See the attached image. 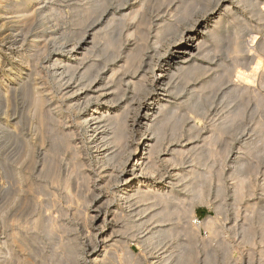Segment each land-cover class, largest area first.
Returning a JSON list of instances; mask_svg holds the SVG:
<instances>
[{
    "label": "bare ground",
    "instance_id": "6f19581e",
    "mask_svg": "<svg viewBox=\"0 0 264 264\" xmlns=\"http://www.w3.org/2000/svg\"><path fill=\"white\" fill-rule=\"evenodd\" d=\"M56 2L61 3V1H56ZM80 2H82V1H80ZM123 2H125V0H88L85 3L82 2L83 4H81V5L76 3L73 5H70V8L75 9L78 6L77 7V8H79L78 15L77 16L71 15L69 17L70 18L69 20H65L64 18H62V16H64V15H62V16L59 15V12H61L58 10L59 8H57V7L55 8V6H49L48 3L45 4V0H0V44H1L0 45V71L3 69L2 70L3 72H0V78L2 77V79H0V106L2 104L4 105V103L6 104V106H5L6 109L5 110L3 109L4 111L3 110H1V111L4 112L3 113L4 116H5V114H8L9 111L7 109L11 106L12 101H15L16 96L18 94L23 95L24 98H27L26 101L28 100V102L30 103L31 110H33L34 116L36 117V118L35 117L34 118L37 119L38 124H39L38 128H40V130H41V131L39 130L41 142L42 143L48 142L50 145L48 147V150L45 149L46 150L45 159H47V161L45 160L46 163L44 162V166H47L50 169V168H54V167L56 168L58 166V161L56 159V156L58 155V153H60L62 151H68L69 150V151H72V153H73L72 158H75L76 153L79 151L78 150L79 148H77L78 147L77 142L73 138V136L76 135L77 133L74 134L73 128H72L73 130L71 128L68 129L67 126H66L67 128L66 127L64 128L62 125V124H64V119H66L65 117L68 116L67 111H66V113L64 111L65 108L63 109V107H64L63 102H65L66 110L78 108V107H80V105H82V106L85 105V109L83 110V112L81 111L82 113H81L79 118L82 121V123L86 124L88 138L90 139L89 143L92 144V146L95 150V151H93V152H95V154L94 153L93 154L95 155V158H96V164H94V166H92V167L94 169V167L96 165V168H97L96 170L100 171V173H101L100 184L105 185V187H106L105 189L109 188L108 186L112 187L111 185L113 183L111 182V180H114V181L118 182V184H119V185L117 184L118 188L116 190L113 189L114 190L113 191L114 196L113 197L109 196L110 197L109 198L106 195L107 201L103 202V200H102L103 203L101 205L99 204L100 202H98L99 206L96 207L95 213L93 215L89 214L92 221L96 222L100 226V230H98V232H94V234H92V237L90 236L91 237V239H90L91 243L89 245H91L92 251L89 253V256H90V260L93 262V264H121L120 260L123 259V261H124V258H126V259L127 258L128 259L133 258L132 260L131 259L129 260L130 261V262H128L129 264L130 263L131 264H144L145 262L142 261L143 260L142 258L132 257L133 253L132 252L130 253L129 252L130 250L128 249L131 246L130 247L128 246V241L124 240L123 235H125V234H126V236L128 234L134 235L135 230L138 231L139 229L142 233L146 232L147 228L150 227L151 224H153V225L155 224L154 225L155 228L153 229V227H152V230L150 228L149 229L150 231H147V233L145 235H143L141 233V235H143V236L140 235L139 242L144 241V242H146V245H148V247L147 246H145V247L149 248V246H150L151 249L152 248H158L159 250H161L164 247V245H166L170 242L172 247L170 245L169 246L171 248H174V249L179 248L177 250L175 249L176 250L175 252H177V251H179V252H177L176 260H175L174 264H188V262H189L188 259L191 258V256H192L193 246L196 245V243H198V241L196 239V234H195L193 229H190L191 228L190 227L189 229L186 230L185 235L183 233V235L185 237L186 236L187 237L185 239L184 238L181 239L178 236V234L176 233V231H174L175 228L173 227L174 228L173 229L171 227L172 225H170L167 222L171 219L172 215L174 214L173 210H176L178 213V207H177L178 205L175 207V203L177 201L179 202L178 199L181 197V200L182 199L185 200V198H183V196L180 195V192L178 190L179 184L183 187V189H186V191H190V192L194 191V190H196L197 186L194 185V183L192 182L193 179L190 180V177L194 176L195 177L194 179L197 180L200 178L201 175L203 177V176L207 175V173H208L205 171L206 174L203 175V174H201L202 172H200L202 170L195 169V165L190 164L192 162H195V160L199 161L202 158L201 155L198 153V147L197 146H193L194 144L192 146H189L190 144H192V142H194V141H191L192 139L190 140L191 136L194 135L195 131L200 130V129H197L198 128L197 124L202 121V120L200 121V119L205 114V107H204L205 105H203L204 102H202L200 92L204 89H208V88H212V87L214 89H216L215 86L217 84H219V82L220 83H221V81H222V83L226 82V81H224L225 79L226 80L228 79V81H232V78H234V76L231 78L232 71H230V72L227 70L225 71L224 68H226V67L223 66V70H221V71H223V73L219 74L220 77L217 78L216 73H215L217 71H215L214 72L215 73V75H214L215 79H212L210 81L205 80L207 82H202L199 85H194V83H193V87H190L191 91L187 95L180 96V94H182L183 91L187 88L186 85L189 83V81L193 80L196 77H200L202 75L203 68L201 66H199L200 63L199 64L197 63V59L201 54L200 50H201V48H203V44L206 45L205 43L207 42L206 41L207 37L211 36V38H212V35H213L215 38V39L213 38L215 40V43H216V41H220L222 38L225 39V43L227 42L226 40H228V42H227L229 45L228 50L232 53H235L237 55L236 56L237 58L242 56L240 58V60H242V61L240 62L239 59L237 60L232 55L236 60L235 59H231V60H235V62L238 61V64L236 66H234L231 63L232 62L231 60H230L231 62L229 61L231 63V65L228 64V65H230L229 67H231V70H232V66H233V68L236 67V70L234 69L235 70L234 81H232L231 85L229 84V87L231 86V89L228 87L230 89V91L232 92V94H230L231 93L230 92L229 95L230 96L232 95L231 96L232 99L236 98V100L237 99L241 100L240 102L238 101L239 107L236 105L238 108L236 109V111L234 110L235 112L233 113L232 118L229 119V122L232 124L231 128H233L234 132L236 130L237 131L239 130L241 132V131H244L245 129L248 128V127L246 128L244 126L248 123H245L246 121L242 122L243 121L242 119L244 117L245 111H247V109H248V107H247V109L245 110V108H246L245 105H246V103L250 104L251 100L254 101L253 106H254L256 113L258 111L264 112V93L261 90L262 88H264V38L262 40H260L261 38H259V33H261V32L256 31L255 28L250 25V22H252L250 20V18L254 17L255 20L256 19L264 20V0H159V5H158L159 7L158 8L160 10L164 11L166 6H168V9L170 11L169 13L172 12L173 15H171V16H172V18L173 17H175V18L172 21L171 20L167 21V20H164L165 18L160 17L161 19H159V21L157 22V25H156L157 28H156L155 38H158L159 36H165L167 38H170V41L173 40L174 43H173V46L171 48L170 47L168 49L165 48L166 50L164 51V53H162L161 51L159 52L158 49L155 48L153 50V52H155L157 50L160 53V56L157 55L158 57L155 60H152V61H154L153 63H151L149 61L152 58V54H153L152 52H150L148 54L142 53V50H143L142 46L140 47L141 49L138 48L139 49L138 51L132 52L130 49H128V51H127V49L123 48L124 45H122L120 43H116L117 40L115 42L114 38H113L114 36H112L108 33L109 30L107 31V29L112 28L113 24H115V23L118 24V25L117 24L116 25L119 26V28L121 25H124V24L126 25V21L128 19H130L132 14L135 12V11H131V13H127V12L125 13L124 11L126 9H128L129 7H126L125 5H127V3H123ZM144 2H145V0H144ZM63 4H66V3H63ZM112 4H115V6H116L113 9L111 8ZM90 5H91V7H90ZM140 5H141V2H140ZM144 5H145V3H144ZM5 6H7V9L6 8L3 9V7H5ZM141 7H142V5H141ZM249 8H251V9L249 10ZM10 9H11V11H10ZM12 9H13V11H12ZM137 10H138V8H137ZM141 11H143V10H141ZM8 13L9 14L11 13V16H9V15L7 16ZM12 13H15L18 15H13ZM143 14H142V16H144ZM247 15H249V17ZM235 18H236L235 23L239 22L240 25L238 24L239 27H237L236 31H234V29H233L234 32L231 35L227 36L226 30L229 27L230 21H232V20L235 21ZM60 22L66 24V25H67V23H69L71 25L67 26V27H62V25H61V27H58ZM135 23H136L135 27L139 30L137 32L142 34L141 26L143 25V23L142 22L137 23V21ZM85 25H87L89 27V29H85V31L81 30L80 28H82ZM233 25H235V24H233ZM5 26H8V29L2 31L3 27H5ZM255 26H256V24H255ZM121 27H123V26H121ZM223 27L225 29V32L224 33L219 32V30L221 28L223 29ZM111 30L113 31V29H111ZM245 30H247V35L249 36V39L245 40L246 38H248V37H246L247 36L246 35V36H244V37H246L244 39L245 42H244V40H242L243 41L242 42V41H240V39L242 38L241 35ZM154 31H155V29H154ZM124 33H126V32H124ZM145 33H143V34H145ZM177 34H179V37L176 38ZM141 36H143V35H141ZM144 36L146 37L147 35H144ZM263 36H261V37H263ZM167 38H166V40H167ZM211 38H209V39H211ZM140 39H141V37H140ZM142 39H144V38H142ZM170 41L168 40L169 43H170ZM139 42H138V44H139ZM207 44H209V43L207 42ZM210 44H211V42H210ZM218 44H220V43L218 42ZM97 45H101V49L99 50L97 48L98 52L94 53ZM220 45H222V43ZM207 46H210V45H207ZM221 47H223V46H221ZM125 48H127V46ZM214 48H215V46H214ZM219 48L215 49L216 53L218 50H220ZM49 49H51L53 51L55 49H57L58 51L55 53L54 52H48ZM207 50H209V49H207ZM207 50L205 49L206 52H207ZM157 51H156V53H157ZM224 51H227V50H224ZM209 52L208 53L204 52L203 55H205V54L208 55ZM227 52H225V53H227ZM210 53L212 54V51ZM214 53H213V55H214ZM93 56H96L97 58L100 56L101 59H97ZM226 57H229V56L227 55ZM42 58H44V61L41 64ZM205 58H207L206 55H205ZM210 59H208V60H210ZM98 60H100V61H98ZM222 60H223V58H222ZM243 60L245 61L244 63H242ZM198 62H201V61H198ZM220 62L222 63L223 61H220ZM202 64H203V62H202ZM222 64H224V63H222ZM40 65H42V66H40ZM154 65L159 67V73H158L159 75L157 74L158 78L157 77L153 78V76L150 73V70L152 69V67ZM212 66H209V67H212ZM219 66H221V65L219 64ZM219 66H217V67H219ZM41 67L43 69H41ZM212 68H214V67H212ZM43 70H45V71H43ZM119 71L121 72V74H119ZM221 71L219 73H221ZM42 73L44 74V76H43L44 79L39 80L37 78V76L41 75ZM128 73H131V75H129L131 82H129L128 84H130L133 87V90L131 88V91H129V92L123 88V86H124L123 81H124V76H125L124 74H128ZM127 78H128V76H127ZM129 78H128V80H130ZM156 80L157 81L159 80L158 83H159L160 89L162 91L161 96L160 97L158 96V98H157V95H156V97L154 95H152V93L150 91L151 84L153 83V81H156ZM259 80H260V82H259ZM196 81H198V80H196ZM222 83H221V85H222ZM224 85H225V83H224ZM121 86H122V88H121ZM225 86L227 87L228 85H225ZM258 86H260L261 89L260 88L258 89ZM211 90L212 89H210L209 91H211ZM227 91H228V89L226 88L225 93L228 94L229 91L228 92ZM145 93L147 95H145ZM225 93L223 92L224 95H225ZM144 95L150 96V97H148V100H143V101L141 100ZM158 95H160V94H158ZM202 95H204V94H202ZM206 96H207V93H206ZM227 96L225 95V97H224L222 95L223 98H226ZM136 99H138V101L140 99V103L138 102L139 104H137V102L135 101ZM81 100L82 101L84 100V101L82 102ZM227 100H230V97ZM188 103H189V106H188L189 110L186 109V112L188 111L189 113L193 114L190 117H191L192 121H194V124L189 125V126L186 124L188 123L187 120L190 117H188L187 113L186 114L184 113V111H183L184 109L181 108V106H183V105L186 106V104H188ZM24 107H22V108H24ZM249 107H252V105ZM180 108L182 109L181 110L182 112L179 110ZM254 109H252V110H254ZM220 110H222V109H220ZM13 112L17 113L16 111H13ZM30 112H32V111H30ZM180 112L184 113V114H180ZM219 112H221V111H219ZM259 113H258V115H259ZM77 114H78V112H77ZM215 115H216V113H215ZM226 116H227L226 118L229 117L228 115H226ZM11 117H9V118H11ZM248 117H249V115H248ZM257 117H259V118L258 119L256 118V121L254 122L255 124L254 125L252 124L253 125L252 127L248 124L251 127L250 133L252 131L255 132V130H261L264 127V117H260V116H257ZM221 120H223V122H224V119H221ZM9 121L10 120L7 118V120L5 119L4 121H2L0 123V132H3V134H5V132H7V130L5 131V129L8 127V125L10 126V124H8ZM67 121L68 120H66V122ZM225 121H226V119H225ZM17 123H19V122L16 121V124ZM215 123H216V120H215ZM221 123L222 122L218 123V126ZM243 123H245V124H243ZM11 124H13V122H11ZM16 124H14L15 127H17ZM72 124L73 123H71V125ZM225 124H226V122H225ZM211 125L209 128L214 129L213 128L214 126L212 127ZM220 126H222V124ZM15 127H12V128H15ZM137 127L142 128L143 132H144L143 134L140 135V137H136V135H135V128H137ZM215 127H217V125ZM228 128H230V127H228ZM212 129H209V130H211L210 134L211 133L213 134ZM215 129H217V128H215ZM222 130H225V129H221V131ZM221 131L218 130V132L215 134L220 135ZM233 131H230V132L232 133ZM184 132H185V134H187V136L185 135L186 136L185 139L182 137L184 135ZM227 132H229V131H227ZM263 132H260V133H263ZM13 133L15 134V130L13 131ZM255 133L253 134L254 136H252V134H251V136L253 138L255 136L259 137V135L257 133H256L257 134L256 135ZM200 134H201V130H200ZM200 134L197 133L196 135H200ZM215 134L211 140L214 141V138L216 136V138H215L217 140L216 142L220 141V140H218V136ZM222 134H223V131H222ZM225 134H226V130H225ZM228 134H230V133H228ZM230 135H232V134H230ZM237 135H239V134H237ZM241 135H243V134H241ZM221 136L219 137V139H221ZM223 136H224V134H223ZM225 136H227V135H225ZM247 136L249 137L250 134ZM251 136H250V138H251ZM181 137L184 139V141H181V139H182ZM202 137H203V135H202ZM261 137L262 136H260V139L255 137V139L261 140ZM210 138L211 137H209L208 139H210ZM223 138H225V137H223ZM4 139L5 140L8 139V135H5ZM22 139H21V141H22ZM225 139H224V141H225ZM231 139H232V137L230 138V140ZM27 140H28V138H27ZM27 140H26L25 148L27 150V153H29V155L31 156L32 152L34 150V144H32L31 142H29ZM175 141H177L176 143H178V144L173 143ZM197 141L198 140H196V142ZM208 141H210V140H207V138H206L205 142L211 144V141L210 142H208ZM231 141H233V140H231ZM243 141H245V140H243ZM253 141H252V144L249 142L251 145H253V146L250 145L252 148L250 146L249 147L253 150H255V149L257 150L254 152L263 153L262 150H264V149L263 148L260 149V147H259L261 144L259 146H257L258 140L254 141V142ZM22 142H19V143H22ZM182 142H185V143H182ZM227 143H229V142H227ZM35 145H37V144L35 143ZM207 147L208 146H206L207 152L210 151V154L208 152V155L210 157L209 156L208 157H209V159H211V150L212 149L208 150L211 147L208 149H207ZM227 147H228V145H227ZM22 148L24 149V147H22ZM199 148H201V147H199ZM222 148H223V146H222ZM244 148H245V146L241 147L240 149H243V151H244ZM246 148H245V151H246ZM139 151H140V154L143 151V156L140 158L137 155V153ZM213 151H212V153H213ZM238 153L241 154V152H238ZM214 154H215V152H214ZM253 155H251V156L253 157ZM257 155H259V154H257ZM212 156L214 157V155H212ZM239 156L240 157L242 156L244 158L246 155L243 156L241 154ZM239 156L237 158H239ZM260 157H264V153H263V156H260ZM209 159L206 158V160H209ZM217 160H220V159H217ZM245 160H247V158H245L243 160V163H241L242 160L240 161L239 172L243 171L242 169L245 168V165H247L246 170L249 169L250 171L252 170L253 172H259V170H261L260 168H262V167L260 164L262 163L263 160H261L260 158L257 159L255 161V163H253V161H251L253 165L251 163H249L250 160H252V158L250 160H247L249 165L251 164L250 166H248V164H246L247 162L244 163ZM73 161H74V159H73ZM204 161H205V159H204ZM234 161L235 160H233V162ZM231 162H232V160H231ZM187 163H189V164H187ZM198 163H200V161ZM198 163H196V164H198ZM236 164H237V160H236ZM15 166L17 167V165H15ZM41 166H42V168L44 167L43 165H41ZM86 166L88 167L89 164ZM234 166H236V165L234 164ZM169 167H173V169L168 172L167 168H169ZM235 169H236V167H235ZM246 170H245V173H246ZM99 171H97V172H99ZM219 173L220 172H218V175L220 176ZM247 173L249 175V172H247ZM256 174L258 175V173H256ZM4 175H5V173H4ZM18 177H19V175H18ZM4 178H3V180H4ZM96 178H98V176ZM205 178H208V177L205 176ZM205 178H203L202 180H206ZM240 178H241V176H240ZM25 179H27V178H25ZM202 180H201V182H202ZM57 181H58V179H57ZM63 181H66V180L63 179ZM92 181H93V179H92ZM24 182H25V180H24ZM84 182L86 183L85 180H84ZM201 182L199 181L198 183H201ZM238 182L239 181L236 182V184H237L236 186L239 187L240 183L238 185ZM16 184H19V183H16ZM27 184H30V183H27ZM32 184H30V186L29 185H27V186L31 187ZM53 184H55V183H53ZM65 184H68V183L65 182ZM12 185H14V184H12ZM219 185L221 186L223 184H219ZM24 186H26V185H24ZM62 186L63 187L66 186V188H67V185H65V186L62 185ZM201 186L203 187L205 185L201 184ZM9 187H10V184L8 185V188ZM69 187H71V186L69 185ZM205 187H207V186H205ZM240 187H241V185H240ZM201 188L198 186L197 190L198 189L200 190ZM29 189L31 190V188H29ZM62 189H64V188H62ZM179 189H180V187H179ZM234 189H235V187H234ZM99 190H101V189L99 188ZM110 190H111V188H110ZM199 190L197 193L200 192V194H198L200 197V195H202L201 194L202 191L201 190L199 191ZM251 190H252V188H251ZM69 191L72 192L70 189H69ZM105 191H107V190H105ZM236 191H238V190H236ZM240 191H241V189H240ZM249 191H250V189H249ZM204 192H205V190H204ZM54 193H56V192H54ZM54 193L52 192L51 194H54ZM43 194H44V191H43ZM70 194L72 195V193H70ZM74 194H75V192H74ZM99 194H100V192H98V194L94 195V196H99ZM107 194H108V192H107ZM71 195H69V196H71ZM235 195H234V197H235ZM262 195L263 196L256 198V202L255 201L253 202V203H255V205L253 203L252 204L254 206H256L255 210L257 212L256 214L258 217V223L260 224L259 228H261L260 229L261 235L264 237V194H262ZM22 196L25 197V194H22ZM193 196L194 195H192V197ZM66 197H68V196L66 195ZM74 197L75 198L77 197L76 194ZM78 197H77V200H78ZM102 197L105 198L104 195H102ZM189 197H191V196L189 195ZM237 197H235V198H237ZM45 198H46V196H45ZM56 198H58V197H56ZM70 198H72V197H70ZM70 198H69V200H70ZM114 198L118 199L119 204L126 205L127 209L130 207L131 209L128 210L129 212L128 213L127 212L126 213L116 212L115 210L117 208H121L119 206H117V208L115 210L112 209L110 211L109 207H111L110 205L113 203ZM196 198L197 197H195V199ZM235 198H233V200ZM11 199L14 200V198H11ZM13 200H12V202L15 201V200L14 201ZM184 200H182V201H184ZM186 202H185V204H186ZM233 202H235V201H233ZM236 202H238V200ZM83 203H84V199H83L82 204ZM6 204H8V203H6ZM82 204H79V206H81ZM48 205H45V206H48ZM53 205H54V202H53ZM237 205H238V203H237ZM221 206L224 207L223 204ZM48 207H51V206H48ZM185 207H187V206H185ZM248 207L251 208V206H248ZM7 208L8 207H6V209ZM9 209H10V207H9ZM4 210H5V208L3 209V211ZM119 210L117 209V211H119ZM148 210H150V211H148ZM248 210H250V209H248ZM251 210L253 211L254 209H251ZM81 211H82V209H81ZM183 211H185V209ZM236 211H238V210H236ZM236 211L234 210L235 213H236ZM77 212H78V210H77ZM74 213H76V212H74ZM184 213H186V211ZM0 214L3 215L5 213H0ZM45 214H47L46 211H45ZM56 214H55V216H56ZM58 214H61V213H58ZM38 215H39V213H38ZM38 215H36V216L38 217ZM78 215L80 216V214H78ZM175 215H176V213H175ZM177 215H179V214H177ZM48 216H50V215H48ZM0 217H2V216H0ZM3 217H5V215H3ZM9 217H12V216H9ZM51 217L55 218L54 216H51ZM80 217H82V216H80ZM173 217H174V215H173ZM173 217H172V220H174ZM243 217H244V215H243ZM38 218L34 219L36 222L33 223V226L35 225V223L37 224ZM82 219H83V217H82ZM235 219H236V217H235ZM48 220L50 222V219H48ZM107 220L110 221V224H112L111 230L109 228H106V226H105L106 225L105 223L106 222L108 223ZM184 220H186V218H184ZM244 220H246V219L244 218ZM251 220H252V218H251ZM28 221H29V219H28ZM206 222H207V220H206ZM210 222H212V220ZM246 222H247V220H246ZM24 223H25V221H24ZM119 223H121V225ZM61 224L65 225L64 223H61ZM85 224H86V222H85ZM182 224H183V222H182ZM217 224H219V223H217ZM231 224H233V223H231ZM244 224H246V223H244ZM186 225H187V223H186ZM47 226H48V230H47L46 226H45V228H46L48 234L47 233H45V234H47V236L48 235L52 236L54 231H55V228H53L52 226H51V228H49V224H47ZM85 226H87V225H85ZM117 226H119L120 228L118 227V229H117L116 228ZM214 226H215V224H214ZM214 226H213V228H214ZM28 227L29 226H26L25 228L31 230ZM35 227L36 226H34V228ZM176 227H177V225H176ZM231 227H232V225H231ZM252 227L256 228V226L254 227V225H253L250 227L251 228L250 230H253ZM18 228H19V225H18ZM213 228L210 227V229H213ZM36 229H37V227H36ZM63 229H65V228H63ZM66 230H67V227H66ZM218 230L221 231V227H220V229L218 228ZM241 230H242V228H241ZM247 230H249V229H247ZM84 231H85V229H84ZM140 231H138V232L140 233ZM254 231H256V230H254ZM254 231H250V233L252 232L251 237L254 236V234H253ZM19 232H21V231L19 230ZM12 233L16 234V233H14V231H12ZM63 233H66V232H64V230H63ZM213 233H216V232H213ZM222 233H220V234H222ZM25 234L28 235V233H25ZM16 235H14V237L11 236L10 238H14V240L19 239V238H16ZM183 235H182V237H183ZM248 235H250V234H248ZM258 235H259V233H258ZM26 236L24 235V237H22V238L25 239ZM57 236H58V234H57ZM203 236H204V234H203ZM18 237H20L19 233H18ZM29 238H31V237H29ZM42 238H44V237H42ZM49 238H51V237H49ZM216 238H218V237L216 236ZM55 239H52V240H55ZM65 239L66 238H64L62 240V241H64V243L62 242V244L60 243L61 245H59V247L61 249H63L61 251V249L59 248V252L64 251V253H60L61 257L59 258V260L61 259L62 261H64V259L65 260L70 259V260L74 261V264H82L83 255H84V254H82L83 253L82 247L80 245L76 244L74 238H70V240H68L67 242H65L66 241ZM202 239H204V238H202ZM20 240H17V241H20ZM206 240H207V237H206ZM22 241H23V239H22ZM22 241H20L21 247L24 246V243H27V242H24V241L22 242ZM209 241H210V239H209ZM224 241L227 242V240H224ZM224 241H223V243H225ZM59 242H61V241H59ZM220 242H221V240H220ZM252 242H254V240ZM40 244H42V243H40ZM53 244L55 246V243H53ZM78 244H80V243L78 242ZM99 244H101V245H99ZM248 245H249V243H248ZM206 246H210V245L208 244ZM56 247L58 249V246H56ZM25 248H26V246H25ZM260 248H262V247H260ZM249 250H251V247ZM0 251H2V250H0ZM57 251L58 250H52V252H54V256L57 255L56 254ZM31 252H29V253H31ZM34 252H37V251H34ZM39 252H41V251L39 250ZM139 252H141V251H139ZM153 252H151V253H153ZM167 252H169V251H167ZM9 253H11V252H9ZM249 253H251V251H249ZM252 253H254V251ZM3 254H5V253H3ZM143 254H144V252H143ZM165 254H167V253H165V251H162L160 254L161 258L162 259L164 258L163 260L169 259V258H167L168 256L167 257L165 256ZM224 255H225V253H224ZM51 256H53V254ZM51 256L49 258V260L51 259L50 261L53 260L51 258ZM59 256H56L57 257L56 259H58ZM134 256H135V254H134ZM171 256H173V255L171 254ZM171 256H169V257H171ZM34 257L37 258L35 255H34ZM41 257H44V256H41ZM47 257H48V255H47ZM207 257H209V256H207ZM26 258H27V255H26ZM252 258H253V256H252ZM223 259H224V257H223ZM9 260H11V259H9ZM12 260H14V259H12ZM17 260L19 261L20 259H17ZM37 260H38V258H37ZM227 260H229V259H227ZM29 261H31V260H29ZM54 261H57V260L54 259ZM126 261H125V263H126ZM158 261H160V260H158ZM173 261H174V259H173ZM234 261H235V259H234ZM58 262H60V261H58ZM114 262H117V263H114ZM10 263L12 264V262H10ZM46 263H48V262H46ZM51 263H53V261ZM236 263H238V262L236 261L235 264ZM19 264H21V263H19ZM39 264H40V262H39Z\"/></svg>",
    "mask_w": 264,
    "mask_h": 264
},
{
    "label": "rangeland",
    "instance_id": "374dc122",
    "mask_svg": "<svg viewBox=\"0 0 264 264\" xmlns=\"http://www.w3.org/2000/svg\"><path fill=\"white\" fill-rule=\"evenodd\" d=\"M52 1V2H51ZM56 1H61V3H57ZM66 1V2H65ZM83 3L87 2L88 0H45V4L48 3L49 6H55V8H59L58 10L61 11L59 12V15H64L62 16V18H64L65 20H69L70 16L74 15V16H77L78 13H79V8H75V9H72L70 8V5H73V4H76L78 3L79 5L83 4ZM140 2H141V5H140ZM63 3H66V4H63ZM123 3H127V5H125L126 7H129L128 9H126L124 12L126 13H131V11H135L134 13L136 14H132L131 18L128 19L126 21V25H121L123 27L120 26H117L118 24L115 23L113 24V27L112 28H108L107 31L110 35L114 36V41L117 42L116 43H120L123 46L124 49H130L132 52L134 51H138L139 49H141L140 47L142 46L143 47V50H142V53L144 54H148L150 52H152V58L149 60L151 63H153L154 61L152 60H155L158 56H160V51L162 53H164V51L166 49H168L169 47L171 48L173 46V40L170 41V38H167L165 36H159L158 38H155V34H156V25H157V22L159 21V19H161L162 17L165 18L164 20H174L175 17L172 18L171 13H169V9H168V6H166L165 10L162 11L160 10L158 7L159 5V0H125V2ZM145 3V5H144ZM150 3V4H149ZM61 5V6H60ZM68 5V6H67ZM92 5V4H91ZM90 5V7H91ZM115 4H112L111 5V8H115ZM132 7V8H131ZM6 8L7 9V6L3 7V9ZM62 8V9H61ZM64 8V9H63ZM138 8V10H137ZM140 8V9H139ZM61 9V10H60ZM111 9V10H112ZM251 8H249L250 10ZM64 10V11H63ZM143 10V11H141ZM11 11V9H10ZM13 11V9H12ZM167 11V12H166ZM64 12V13H63ZM142 12V13H141ZM160 12V13H159ZM144 13V14H143ZM164 13V14H163ZM166 13V14H165ZM13 15H18V14H15V13H12ZM141 14V15H140ZM142 14L144 16H142ZM146 14V15H145ZM160 14V15H159ZM170 14V15H169ZM11 16V13L7 14V16ZM170 18H169V17ZM249 17V15H247ZM161 17V18H160ZM168 17V18H167ZM140 18V19H139ZM147 19V20H146ZM131 20V21H130ZM157 20V21H156ZM250 20L252 22H250V25L253 26L255 28L256 31H260L261 33H259V38H261L260 40H262L264 38V20H259V19H256L253 17V18H250ZM133 21V22H132ZM139 23V22H142L143 25L141 26V29H142V34L141 33H138L137 31H139L135 26H136V22ZM139 21V22H138ZM234 20L230 21V24H229V27L228 29L226 30V35H231L234 31H236L237 27H239V22L235 23L236 22V18H235V21L233 22ZM91 22V21H90ZM89 22V23H90ZM88 23V24H89ZM128 23V24H127ZM117 24V25H116ZM232 24V25H231ZM235 24V25H233ZM239 24V25H238ZM254 24V25H253ZM256 24V26H255ZM67 27V26H70L71 24L67 23L64 24L62 22H60L59 26L58 27ZM262 25V26H261ZM234 26V27H233ZM260 26V27H259ZM130 27V28H129ZM263 27V28H262ZM115 28V29H114ZM127 28V29H126ZM144 28V29H143ZM150 28V29H149ZM259 30H258V29ZM8 29V26H5L3 27V30H7ZM81 30L85 31V29H89V27L87 25L83 26L82 28H80ZM113 29V31L111 30ZM121 29V30H120ZM155 29V31H154ZM234 29V31H233ZM119 30V31H118ZM126 30V31H125ZM133 30V31H132ZM135 30V31H134ZM232 30V31H231ZM82 31V32H83ZM126 33H124V32ZM131 31V32H130ZM111 32V33H110ZM117 32V33H116ZM119 32V33H118ZM134 32V33H133ZM146 32V33H145ZM219 32H225V29L223 27V29L221 28L219 30ZM114 33V34H113ZM137 33V34H136ZM145 33V34H143ZM245 33V34H244ZM263 33V34H262ZM119 34V35H118ZM139 34V35H138ZM262 34V35H261ZM118 35V36H117ZM143 35V36H141ZM144 35H147L146 37ZM247 30H245L243 33H242V38L240 39V41L244 40L246 37L245 40H248L249 39V36L247 35ZM81 36V35H80ZM116 36V37H115ZM154 36V37H153ZM246 36V37H244ZM263 36V37H261ZM128 37V38H127ZM141 37V39H140ZM161 37V38H160ZM165 37V38H164ZM179 37V34L176 35V38ZM144 38V39H142ZM167 38V40H166ZM210 37H207V42L209 44H207V42L205 43L206 45L203 44V48H201L200 52V56L198 57L197 59V63L199 64V66H201L203 68V72H202V75L200 77H196L194 78L193 80L189 81V83L186 85L187 88L183 91L182 94H180V96H183V95H187L190 91H191V88L190 87H193V83L194 85H199L200 83L202 82H207V81H210L212 79H215V73H216V76L217 78L220 77L219 74H222L223 71V66H225L226 68L225 71H232V76L231 78L234 76L235 78V70H236V67L233 68L232 66V70H231V67H229L231 65V63L236 66L238 64V61L235 62V60L239 59V61L241 62L242 60H240V57H236L237 55L235 53H232L230 52L228 49H229V45H228V40H226L227 42L225 43V39H221L220 41H216L215 43V38L214 36L212 35V38ZM214 38V39H213ZM126 40V41H125ZM168 40L170 41V43L168 42ZM212 40V41H211ZM224 40V41H223ZM244 40V42H245ZM140 41V42H139ZM154 41V42H153ZM161 41V42H160ZM139 42V44H138ZM160 42V43H159ZM211 42V44H210ZM213 42V43H212ZM218 42L220 44H218ZM243 42V41H242ZM143 43V44H142ZM215 43V44H214ZM133 44V45H132ZM159 44V45H158ZM217 44V45H216ZM1 45V44H0ZM171 45V46H170ZM207 45H210V46H207ZM212 45V46H211ZM127 46V48H125ZM139 46V47H138ZM202 46V45H201ZM215 46V48H214ZM223 46V47H221ZM148 47V48H147ZM209 47V48H208ZM211 47V48H210ZM217 47V48H216ZM220 47V48H219ZM100 50L101 49V45H97V47L95 48V52L94 53H97L98 52V49ZM139 48V49H138ZM157 48L158 51L156 53L153 52V50ZM166 48V49H165ZM214 48V49H213ZM220 49L217 51H215V49ZM227 48V49H226ZM204 51H203V50ZM205 49H209L207 50V52L205 51ZM213 49V50H212ZM222 49V50H221ZM224 50H227V51H224ZM58 50L55 49L54 51L49 49L48 52H57ZM203 51V52H202ZM212 51V54L210 52ZM216 53H214V52ZM131 52V53H132ZM146 52V53H145ZM208 53L209 54H205L207 58H205V55H203V53ZM227 52V53H225ZM230 52V53H229ZM214 53V55H213ZM230 55H229V54ZM158 55V56H157ZM202 55V56H201ZM212 55V56H211ZM229 56V57H226V56ZM236 58H234L233 56ZM219 56V57H218ZM44 57V56H43ZM95 58H97L96 56H93ZM212 57V58H211ZM233 57V58H232ZM211 58V59H210ZM223 58V60H222ZM230 58V59H229ZM97 59H101V57L99 56ZM205 59V60H204ZM210 59V60H208ZM231 59H235V60H231ZM212 60V61H211ZM232 62H231V61ZM44 61V58H42L41 60V64L42 62ZM100 61V60H98ZM198 61H201V62H198ZM220 61H223L222 64ZM231 63H230V62ZM203 62V64H202ZM228 62V63H227ZM245 61L243 60L242 63H244ZM214 63V64H213ZM226 63V64H225ZM235 63V64H234ZM217 64V65H216ZM219 64L221 66H219ZM230 64V65H228ZM204 65V66H203ZM213 65V66H212ZM227 65V66H226ZM42 66V65H40ZM209 66H212V67H209ZM219 66V67H217ZM229 67V68H228ZM41 69H43L41 67ZM212 69V70H211ZM235 69V70H234ZM3 70V69H2ZM0 71V72H3V71ZM221 73H219L220 71ZM234 70V71H233ZM45 71V70H43ZM217 71V72H215ZM215 72V73H214ZM234 72V73H233ZM150 73L151 75L153 76V78L157 77L158 78V73H159V67L158 66H153L152 69L150 70ZM119 74H121V72L119 71ZM158 74V75H157ZM234 74V75H233ZM124 83H123V88L126 89L128 92L131 91V88L133 90V87L128 84L129 82H131V79L129 78V75H131V73H128V74H124ZM130 80H128L127 76ZM155 75V76H154ZM212 75V76H211ZM219 75V76H218ZM44 74L42 73L41 75H38L37 78L39 80H43L44 79ZM205 76V77H204ZM206 78V79H205ZM211 78V79H210ZM234 78H232V81H234ZM2 79V77L0 78ZM198 80V81H196ZM207 80V81H205ZM231 80V79H230ZM159 81V80H158ZM158 81H153V83L151 84V87H150V91L152 93V95H154L156 97L157 95V98L158 96L160 97L161 94H162V91L160 89V85L158 83ZM226 82H223L221 81V83L219 82V84H217L215 87L216 89H214L213 87L212 88H208V89H204L200 92L201 94V99H202V102H204L203 105H205V114L203 117H201L200 121L197 125V129H200L201 130V134H200V130L198 131H195L194 135L191 136L190 140L191 141H194L192 142V144H190L189 146H197L198 147V153L201 155V160L200 163H198L199 161H196L195 162H192L190 164H194L195 165V169H198V170H202L200 172H202L201 174L205 175L206 172L207 175H205L206 177L208 178H205V176L202 177V175L200 176L199 179H194L195 177L194 176H191L190 177V180H192V182L194 183V185L198 186L201 188V184L207 186H203L200 190L202 191L199 197L197 193L198 190L196 188V190L194 191H186V189H183V187L179 184V187H178V190L180 192V195L183 196L184 201L181 200V197L178 199L179 202L177 201L175 203V207L177 206L178 207V213L176 210H173L174 212V217L172 220V217L171 219L167 222L169 223L170 225H172L171 227L174 229V231H176V233L178 234V236L181 238V239H185L186 237L184 236L186 234V230L189 229H193L195 234H196V239L198 241V243H196V245L193 246V249H192V256L191 258H189V262L188 264H235V262L237 261L238 263L236 264H264V237L261 235V231L259 228L260 227V224L258 223V217H257V212H256V206L255 203H253L254 201L256 202V198L257 197H260V196H263L262 194H264V157H260V156H263V153H264V150H262L263 153H257V152H254V151H257L256 149L253 150L251 149L253 145L252 144V141H257V146H259L260 144V149H264V127L261 129V130H255V132L259 135L258 136H255L256 138H259L260 139V136L261 137V140L259 139H255V137L253 138L252 136H254L253 134L255 133L254 131H252L250 133V128L255 124L254 122L256 121V118L258 119L259 117L257 116H260V117H264V112H260L258 111L257 113L255 112V109H254V101L251 100L250 104L246 103L245 105V110L247 109V111H245V114H244V117H243V121L242 122H245V123H248L246 125H244L247 129H245L244 131H233V128L232 127V124L229 122V119L232 118L233 116V113L236 111V109L239 107V102L241 100L237 99L236 98H233L232 99V95L230 96L229 93L231 92L230 89H231V86L229 87V84L231 85L232 84V81H228V79L224 80ZM260 82V80H259ZM258 82V83H259ZM228 85L227 87L224 85ZM126 85V86H125ZM128 85V86H127ZM190 85V86H189ZM259 85V84H258ZM131 86V87H130ZM230 89H229V88ZM122 88V86H121ZM220 88V89H219ZM226 88L228 89V94L225 93L226 92ZM261 89L260 86H258V89ZM210 89H212L211 91H209ZM214 89V90H213ZM219 89V90H218ZM206 90V91H205ZM217 90V91H216ZM222 90V91H221ZM225 90V91H224ZM264 93V88L261 89ZM154 91V92H153ZM216 91V92H215ZM223 92L225 93V95L229 96L230 97V100H227L229 97L227 96L226 98H223L222 95L225 97V95L223 94ZM185 93V94H184ZM206 93H207V96H206ZM160 94V95H158ZM204 94V95H202ZM232 94V92L230 93ZM145 95H147L145 93ZM143 96L142 97V101L143 100H148V97H150L149 95L148 96ZM220 95V96H219ZM164 96V95H163ZM146 97V98H145ZM144 98V99H143ZM19 99V100H18ZM27 98H24L23 95H20L18 94L16 96V99L15 101H12L11 103V108L9 107L7 110L9 111L8 114H5V116L10 120L8 124H10V126L8 125V127L5 129V131L7 130V132H5V134H3V132H0V213H5L3 215H5V217H3V215L0 214V264H11L10 262H12V264H74V261L73 260H70V259H64V261H62L61 259L59 260V258L61 257L60 253H64L61 252L63 249H61L59 247V245L62 244V242L64 243V241H62L64 238H66L65 242H67L68 240H70V238H74L75 239V242L77 245H80L82 247V251L84 254L83 255V261H82V264H93V262L90 260V256H89V253L92 251V247L91 245H89L91 243V237H92V234H94V232H98V230H100V226L99 224H97L96 222L92 221L90 215L94 214L95 211H96V207L99 206V204L101 205L103 202H106L107 201V196H111L113 197L114 196V193L113 191L116 190L118 188V182L114 181V180H111V182L113 183L110 187L108 186L109 188L105 189V185L103 184H100V177H101V173L99 170H96V165L93 169L92 166H94V164H96V158H95V151L92 144H90V139L88 138V133H87V126L85 123H82V121L80 120V115L81 113L83 112V110L85 109V105L82 106L80 105V107L78 108H73V109H68L66 110V106H65V102H63V109L66 113L67 111V117H65L66 119H64V124L63 127L65 128L66 126L69 128H73L72 130L74 131V135L73 138L75 139V141L77 142V148H79L76 155H75V158H72V151H62L60 153H58V155L56 156V159L58 161V166L55 168H48L47 166H44V162L46 163L47 159H45V153H46V150H48V147L50 146L48 142H44L42 143L41 142V137H40V128L39 127V124H38V121L37 119H35L36 117L34 116V112L33 110H31V107H30V103L28 102V100L26 101ZM212 99V100H211ZM235 100V101H234ZM82 101V100H81ZM84 101V100H83ZM82 101V102H83ZM137 102V104L140 103V99L138 101V99L135 100ZM239 101V102H238ZM18 102V103H17ZM139 102V103H138ZM207 102V103H206ZM212 102V103H211ZM253 102V103H252ZM16 103V104H15ZM15 104V105H14ZM17 105V106H16ZM238 107H237V106ZM252 107H249L251 106ZM2 106V107H1ZM0 106V123L2 121H4L5 119L7 120V118L4 116V110L6 109V104L4 103V105L2 104ZM25 106V107H24ZM189 103L183 106H181L182 109H184V113L186 114L187 113V116L190 117L191 115H193L192 113H189L188 111L186 112V109H188L189 107ZM18 107V108H17ZM24 107V108H22ZM222 107V108H221ZM2 108V109H1ZM17 110H16V109ZM179 109L180 111L182 109ZM225 108V109H224ZM4 109V110H3ZM82 109V110H81ZM219 109V110H218ZM222 109V110H220ZM254 109V110H252ZM3 110V111H1ZM71 112H70V111ZM189 110V109H188ZM210 110V111H209ZM227 110V111H226ZM235 110V111H234ZM249 110V111H248ZM13 111H16L17 113L13 112ZM24 111V112H23ZM32 111V112H30ZM82 111V112H81ZM209 111V112H208ZM213 111V112H212ZM221 111V112H219ZM254 113H253V112ZM78 112V114H77ZM182 112V111H181ZM180 114H184V113H181ZM212 112V113H211ZM218 112V113H217ZM260 112V113H259ZM2 113V114H1ZM209 113V114H208ZM216 113V115H215ZM225 115H224V114ZM256 113V114H255ZM259 113V115H258ZM23 114V115H22ZM29 114V115H28ZM190 114V115H189ZM230 114V115H229ZM8 115V116H7ZM223 117H221V116ZM228 115L229 117L226 118ZM249 115V117H248ZM3 116V117H2ZM12 116V117H11ZM33 116V117H32ZM71 116V117H70ZM231 116V117H230ZM11 117V118H9ZM22 117V118H21ZM35 117V118H34ZM31 118V119H30ZM70 118V119H69ZM251 120H250V119ZM16 119V120H15ZM20 119V120H19ZM221 119H224V122L223 120ZM226 119V121H225ZM254 119V120H253ZM14 120V121H13ZM32 120V121H31ZM66 120H68L66 122ZM209 120V121H208ZM212 120V121H211ZM215 120H216V123H215ZM16 121L19 122L16 124ZM188 123L186 125H193L194 124V121H192L191 117L187 120ZM214 121V122H213ZM251 121V122H250ZM11 122H13V124H11ZM15 122V123H14ZM80 122V123H79ZM222 122V126H218V123ZM226 122V124H225ZM251 124H250V123ZM69 123V124H68ZM71 123H73L71 125ZM215 123V124H214ZM229 125H228V124ZM243 123V124H245ZM17 127H15V125ZM30 124V125H29ZM66 124V125H65ZM212 124V125H211ZM224 124V125H223ZM253 124V125H252ZM19 125V126H18ZM36 125V126H35ZM38 125V126H37ZM80 125V126H79ZM210 125L214 128H209ZM217 125V127H215ZM200 126V127H199ZM12 127H15V128H11ZM35 127V128H34ZM66 127V128H67ZM202 127V128H201ZM205 127V128H204ZM219 127V128H218ZM226 127V128H225ZM230 127V128H228ZM18 128V129H17ZM217 128L219 131H221V129H225L226 130V134H225V130H222L223 131V134H222V131L220 132V135L219 134H215L218 132ZM228 128V129H227ZM15 130V134L13 133V131ZM86 129V130H85ZM203 129V130H202ZM209 129H212L213 131V134L211 135L210 132L211 130ZM230 129V130H229ZM23 130V131H22ZM40 130V131H39ZM186 130V129H185ZM216 130V131H215ZM249 132H248V131ZM36 131V132H35ZM85 131V132H84ZM229 131V132H227ZM230 131H233L232 133ZM246 131V132H245ZM263 132V133H260V132ZM200 134V135H196L197 133ZM207 132V133H206ZM209 132V133H208ZM243 134V135H241ZM87 133V134H86ZM143 129L142 128H135V135L136 137H140L141 134H143ZM232 135H230V134ZM250 136L248 137L247 135ZM255 133V134H256ZM207 134V135H206ZM217 135L218 136V142H216L217 140L214 138V141L211 140L213 138V136ZM235 134V135H234ZM239 134V135H237ZM256 134V135H257ZM5 135H8V139H4L5 138ZM79 135V136H78ZM86 135V136H85ZM187 134H185L184 132V135L182 136L184 139L186 138ZM203 135V137H202ZM222 135V136H221ZM227 135V136H225ZM237 135V136H236ZM246 135V136H245ZM3 136V137H2ZM16 136V137H15ZM208 136V137H207ZM221 136V139H219V137ZM243 136V137H242ZM18 137V138H17ZM77 137V138H76ZM181 137V138H182ZM207 138V140H210L211 141V144L210 143H207L205 142V139ZM209 137H211L210 139H208ZM225 137V138H223ZM232 137L231 141L230 138ZM238 137V138H237ZM246 137V138H245ZM248 137V138H247ZM23 138V139H22ZM28 138V140H27ZM87 138V139H86ZM181 139V141H184V139ZM198 138V139H197ZM18 139V140H17ZM20 139V140H19ZM22 139V141H21ZM30 139V140H29ZM89 139V140H88ZM195 139V140H194ZM204 139V140H203ZM225 139V141H224ZM242 139V140H241ZM10 140V141H9ZM26 140L31 142L32 144H34V150L32 152V155L30 156L29 153H27V150L25 148V144H26ZM196 140H198L196 142ZM229 140V141H228ZM245 140V141H243ZM249 140V141H248ZM251 140V141H250ZM208 141V142H210ZM237 141V142H236ZM240 141V142H239ZM253 141V142H254ZM19 142H22V143H19ZM82 142V143H81ZM85 142V143H84ZM177 141L173 142V143H176ZM203 142V143H202ZM229 142V143H227ZM251 144H250V143ZM261 142V143H260ZM35 143L37 145H35ZM79 143V144H78ZM81 143V144H80ZM180 143V142H179ZM182 143H185V142H182ZM199 143V144H198ZM224 143V144H223ZM226 143V144H225ZM242 143V144H241ZM13 144V145H12ZM47 144V145H46ZM178 144V143H176ZM208 144V145H207ZM232 144V145H231ZM240 144V145H239ZM244 144V145H243ZM204 145V146H203ZM228 145V147H227ZM242 145V146H241ZM247 145V146H246ZM251 145V146H250ZM44 146V147H43ZM82 146V147H81ZM92 146V147H91ZM203 146V147H202ZM206 146L208 150H211V159H209V155H208V152L210 154V151L207 152L206 150ZM223 146V148H222ZM235 146V147H234ZM240 146V147H239ZM246 148V151H245V148H244V151L247 153H245L243 151V149H240L241 147H244ZM251 148H250V147ZM24 147V149L22 148ZM91 147V148H90ZM201 147V148H199ZM231 147V148H230ZM238 147V148H237ZM36 148V149H35ZM43 148V149H42ZM203 148V149H202ZM216 148V149H215ZM46 149V150H45ZM85 149V150H84ZM227 149V150H226ZM214 150V151H213ZM217 150V151H216ZM229 150V151H228ZM234 150V151H233ZM238 152H241V154L244 156L246 155L244 158L239 155H241L240 153ZM241 150V151H240ZM44 151V152H43ZM213 151V153H212ZM227 151V152H226ZM243 151V152H242ZM253 151V152H252ZM206 152V153H205ZM215 152V154H214ZM224 152V153H223ZM237 152V153H236ZM62 153V154H61ZM94 153V154H93ZM245 153V154H244ZM36 154V155H35ZM80 154V155H79ZM82 154V155H81ZM85 154V155H84ZM228 154V155H227ZM249 154V155H248ZM255 156H254V155ZM259 154V155H257ZM138 157H142L143 156V151L141 152L140 154V151L137 153ZM214 155V157L212 156ZM237 155V156H236ZM253 155V157L251 156ZM204 156V157H203ZM207 156V157H206ZM209 156V157H208ZM221 158H220V157ZM239 156V158H237ZM37 158V159H36ZM80 158V159H79ZM82 158V159H81ZM209 159V160H206ZM214 160H213V159ZM232 158V159H231ZM235 158V159H234ZM247 158V160H250L252 158V160H250L249 163L252 164L251 161H253V163H255V161L257 159H261L263 160L262 163L260 164L262 168H260L261 170H259V172H253L252 170L250 171L249 169H247V165H245V168H243L241 172H239V163L241 161V163H243V160ZM257 158V159H256ZM4 159V160H3ZM74 159V161H73ZM205 159V161H204ZM217 159H220V160H217ZM222 159V160H221ZM241 159V160H240ZM256 159V160H255ZM43 160V161H42ZM46 160V161H45ZM232 160V162H231ZM233 160H235L233 162ZM236 160H237V164H236ZM247 160L244 161V163L247 162ZM216 161V162H215ZM7 162V163H6ZM18 162V163H17ZM76 164H75V163ZM223 162V163H222ZM85 163V164H84ZM187 163V164H189ZM198 163V164H196ZM249 163L247 162L246 164L249 165ZM89 166L87 167L86 165ZM186 164V165H187ZM234 164L236 166H234ZM17 165V167L15 166ZM43 165L44 167L42 168ZM79 165V166H78ZM218 165V166H217ZM220 165V166H219ZM253 165V164H252ZM8 166V167H7ZM41 166V167H40ZM197 167V168H196ZM236 167V169H235ZM33 168V169H32ZM59 168V169H58ZM90 168V169H89ZM10 169V170H9ZM78 169V170H77ZM168 172L171 171L173 169V167H169L167 168ZM207 169V170H206ZM210 169V170H209ZM212 169V170H211ZM74 170V171H73ZM245 170H246V173H245ZM6 171V172H5ZM19 173H18V172ZM80 173H79V172ZM86 171V172H85ZM99 171V172H97ZM206 171V172H205ZM235 171V172H234ZM239 173H238V172ZM26 172V173H25ZM43 172V173H42ZM68 172V173H67ZM96 172V173H95ZM205 172V173H204ZM217 172V173H216ZM218 172H220V176L218 175ZM229 172V173H228ZM249 172V175L248 173ZM5 173V175H4ZM12 173V174H11ZM38 173V174H37ZM78 173V174H77ZM83 175H82V174ZM91 175H89V174ZM210 173V174H209ZM216 173V174H215ZM258 173V175L256 174ZM65 174V175H64ZM237 174V175H236ZM263 174V175H262ZM19 175V177H18ZM39 175V176H38ZM88 175V176H87ZM100 175V176H99ZM209 175V176H208ZM29 176V177H28ZM82 176V177H81ZM84 176V177H83ZM95 176V177H94ZM98 176V178H96ZM241 176V178H240ZM5 177V178H4ZM17 177V178H16ZM27 179H25V178ZM93 177V178H92ZM4 178V180H3ZM21 178V179H20ZM54 178V179H53ZM93 181H92V179ZM96 178V179H95ZM203 178H205L206 180H202ZM232 178V179H231ZM10 179V180H9ZM46 179V180H45ZM52 179V180H51ZM56 179V180H55ZM58 179V181H57ZM63 179H65L66 181H63ZM218 179V180H217ZM13 180V181H12ZM19 180V181H18ZM25 180V182H24ZM55 180V181H54ZM84 180L86 181V183L84 182ZM197 182H196V181ZM202 180V182H201ZM220 180V181H219ZM235 180V181H234ZM257 180V181H256ZM21 181V182H20ZM52 181V182H51ZM61 181V182H60ZM78 181V182H77ZM201 182V183H198V182ZM206 183H205V182ZM208 181V182H207ZM222 181V182H221ZM238 182V186H236V182ZM12 182V183H11ZM14 182V183H13ZM57 182V183H56ZM65 182H67L68 184H65ZM81 182V183H80ZM91 182V183H90ZM96 182V183H95ZM110 182V183H111ZM196 182V183H195ZM219 182V183H218ZM3 183V184H2ZM6 183V184H5ZM16 183H19V184H16ZM27 183H30L32 184L31 187L30 184H27ZM55 183V184H53ZM70 183V184H69ZM116 183V184H115ZM217 183V184H216ZM259 183V184H258ZM10 184V187L8 188V185ZM14 184V185H12ZM100 186H99V185ZM118 184V185H117ZM198 184V185H197ZM200 184V185H199ZM219 184H223V185H219ZM22 185V186H21ZM26 185V186H24ZM29 185V186H27ZM62 185H67V188L66 186L63 187ZM69 185L71 187H69ZM77 185V186H76ZM98 185V186H97ZM218 185V186H217ZM235 185V186H234ZM24 186V187H23ZM51 186V187H50ZM79 186V187H78ZM89 188H88V187ZM223 186V187H222ZM249 186V187H248ZM21 187V188H20ZM31 188V190L28 188ZM57 187V188H56ZM69 187V188H68ZM91 187V188H90ZM116 187V188H115ZM182 187V188H181ZM223 189H222V188ZM232 187V188H231ZM235 187V189H234ZM238 189H237V188ZM243 187V188H242ZM7 188V189H6ZM17 188V189H16ZM39 188V189H38ZM56 188V189H55ZM64 188V189H62ZM99 188L101 190H99ZM111 188V190H110ZM207 188V189H206ZM241 191H240V189ZM252 188V190H251ZM41 189V190H40ZM51 189V190H50ZM69 189L72 191L70 192ZM90 189V190H89ZM104 189V190H103ZM114 189V190H113ZM228 189V190H227ZM246 189V190H245ZM250 189V191H249ZM23 190V191H22ZM25 190V191H24ZM33 190V191H32ZM56 190V191H55ZM58 190V191H57ZM107 190V191H105ZM199 190V191H200ZM205 190V192H204ZM238 190V191H236ZM43 191H44V194H43ZM93 191V192H92ZM112 193H111V192ZM231 191V192H230ZM252 191V192H251ZM54 193V194H51V193ZM76 196L78 197V200H77V197L75 198V194ZM78 192V193H77ZM98 192H100L99 196H94V195H97ZM103 194H102V193ZM108 192V194H107ZM183 192V193H182ZM186 194H185V193ZM236 192V193H235ZM250 192V193H249ZM2 193V194H1ZM13 193V194H12ZM68 193V194H67ZM72 193V195L70 194ZM84 195H83V194ZM111 195H110V194ZM4 194V195H3ZM22 194H25V197L22 196ZM29 196H28V195ZM51 194V195H50ZM205 194V195H204ZM236 194V195H235ZM250 196H249V195ZM258 194V195H257ZM7 195V196H6ZM17 195V196H16ZM28 197H27V196ZM65 195V196H64ZM66 195L68 197H66ZM71 195V196H69ZM102 195L105 196L102 197ZM107 195V196H106ZM189 195L191 197H189ZM192 195H194L192 197ZM196 195V196H195ZM204 195V196H203ZM237 197L235 198L234 197ZM255 195V196H254ZM16 196V197H15ZM46 196V198H45ZM187 198H186V197ZM215 196V197H214ZM44 197V198H43ZM58 197V198H56ZM65 197V198H64ZM72 197V198H70ZM84 197V198H83ZM92 197V198H91ZM96 197V198H95ZM102 197V198H101ZM195 197H197L195 199ZM213 197V198H212ZM225 197V198H224ZM11 198H14L11 199ZM25 198V199H24ZM28 198V199H27ZM70 198V200H69ZM101 198V199H100ZM110 198V197H109ZM191 198V199H190ZM224 198V199H223ZM233 198H235L233 200ZM24 199V200H23ZM76 199V200H75ZM83 199H84V203L82 204L83 202ZM207 199V200H206ZM12 200L14 202H12ZM23 200V201H22ZM68 200V201H67ZM89 200V201H88ZM103 200V202H102ZM105 200V201H104ZM181 200V201H180ZM188 200V201H187ZM223 200V201H222ZM238 200V202H236ZM251 200V201H250ZM47 201V202H46ZM73 201V202H72ZM82 201V202H81ZM88 201V202H87ZM117 201V202H116ZM187 201V202H186ZM235 201V202H233ZM11 202V203H10ZM44 202V203H43ZM49 202V203H48ZM53 202H54V205H53ZM58 202V203H57ZM61 202V203H60ZM87 202V203H86ZM98 202H100L98 204ZM182 202V203H181ZM186 202V204H185ZM224 202V203H223ZM8 203V204H6ZM13 203V204H12ZM24 203V204H23ZM42 203V204H41ZM47 203V204H46ZM56 203V204H55ZM70 203V204H69ZM178 203V204H177ZM190 203V204H189ZM215 203V204H214ZM221 203V204H220ZM238 203V205H237ZM243 203V204H242ZM245 203V204H244ZM247 203V204H246ZM254 205H253V204ZM18 204V205H17ZM23 204V205H22ZM30 204V205H29ZM49 204V205H48ZM79 204H82L81 206H79ZM85 204V205H84ZM118 203V199L117 198H114V201L113 203L110 205L111 207H109L110 211L113 209L115 210L117 208V206L121 207V208H117L119 211H117V209L115 210L116 212H121V213H128L131 208L129 207L128 209L126 208V205L124 204H119ZM185 204V205H184ZM224 205L221 206V205ZM226 204V205H225ZM233 204V205H232ZM9 205V206H8ZM43 205V206H42ZM45 205H48V206H51V207H48V206H45ZM53 205V206H52ZM180 205V206H179ZM37 206V207H36ZM40 206V207H39ZM72 206V207H71ZM187 206V207H185ZM239 206V207H238ZM248 206H251L248 207ZM253 206V207H252ZM6 207H8L6 209ZM10 207V209H9ZM47 207V208H46ZM56 207V208H55ZM67 207V208H66ZM85 209H83V208ZM174 207V208H175ZM181 207V208H180ZM218 207V208H217ZM221 207V208H220ZM234 207V208H233ZM245 207V208H244ZM5 208V210L3 211V209ZM82 211H81V209ZM123 208V209H122ZM173 208V209H174ZM186 211V213H184L185 211H183L184 209ZM188 208V209H187ZM41 209V210H40ZM46 209V210H45ZM55 209V210H54ZM57 209V210H56ZM63 209V210H62ZM125 209V210H124ZM127 209V210H126ZM248 209H254L253 211L251 210H248ZM48 210V211H47ZM59 210V211H58ZM78 210V212H77ZM122 210V211H121ZM223 210V211H222ZM234 210H238L236 211V213L234 212ZM2 211V212H1ZM10 211V212H9ZM14 211V212H13ZM32 211V212H31ZM45 211L47 214H45ZM56 211V212H55ZM80 211V212H79ZM125 211V212H124ZM150 211V210H148ZM183 213H182V212ZM51 212V213H50ZM76 212V213H74ZM84 212V213H83ZM181 212V213H180ZM239 212V213H238ZM248 212V213H247ZM39 213V215H38ZM54 213V214H53ZM58 213H61V214H57ZM73 213V214H72ZM176 213V215H175ZM192 213V214H191ZM232 213V214H231ZM244 213V214H243ZM253 215H252V214ZM52 214V215H51ZM56 214V216H55ZM78 214H80V216L83 217H80L79 215L77 216ZM83 214V215H82ZM90 214V215H89ZM179 214V215H177ZM183 214V215H182ZM236 214V215H235ZM238 214V215H237ZM256 214V215H255ZM38 215V217L36 216ZM50 215V216H48ZM85 215V216H84ZM89 215V216H88ZM232 215V216H231ZM244 215V217H243ZM247 215V216H246ZM9 216H12V217H9ZM47 216V217H46ZM51 216H54L55 218L51 217ZM59 218H58V217ZM179 216V217H178ZM234 216V217H233ZM35 217V218H34ZM88 217V218H87ZM236 217V219H235ZM256 217V218H255ZM16 218V219H15ZM20 218V219H19ZM32 218V219H31ZM37 219V224L35 223L34 226L36 227L34 228L33 226V223L36 222L34 219ZM111 218V217H110ZM184 218H186V220H184ZM223 218V219H222ZM225 218V219H224ZM244 218L247 220H244ZM249 220H248V219ZM252 218V220H251ZM9 219V220H8ZM13 219V220H12ZM15 219V220H14ZM29 219V221H28ZM50 219V222L49 220ZM81 219V220H80ZM217 219V220H216ZM227 219V220H226ZM229 219V220H228ZM21 220V221H20ZM54 220V221H53ZM59 220V221H58ZM65 220V221H64ZM73 220V221H72ZM83 220V221H82ZM87 220V221H86ZM191 220V221H190ZM207 220V222H206ZM212 220V222H210ZM222 220V221H221ZM243 222H242V221ZM25 221V223H24ZM54 223H52V222ZM108 221V220H107ZM175 221V222H174ZM215 223H214V222ZM249 221V222H248ZM255 221V222H254ZM27 222V223H26ZM49 222V223H48ZM64 223L65 225L61 224V223ZM83 222V223H82ZM86 222V224H85ZM92 222V223H91ZM174 222V223H173ZM177 222V223H176ZM183 222V224H182ZM190 222V223H189ZM22 223V224H21ZM32 225H31V224ZM46 223V224H45ZM187 223V225H186ZM209 223V224H208ZM219 223V224H217ZM230 223V224H229ZM233 223V224H231ZM236 225H235V224ZM246 223V224H244ZM251 223V224H250ZM30 224V225H29ZM47 224H49V228H51V226L53 228H55V231L53 233L52 236H47V230H48V226ZM106 225V228H109L111 230V225L110 224V221H108V223L106 222L105 223ZM108 224V225H107ZM121 225V223H119ZM177 227H176V225ZM196 224V225H195ZM206 224V225H205ZM215 224V226H214ZM18 225H19V228H18ZM21 225V226H20ZM43 225V226H42ZM56 225V226H55ZM61 225V226H60ZM67 225V226H66ZM87 225V226H85ZM155 225V224H154ZM153 224H151L150 227L147 228V231H150L149 229L151 228L152 230V227L153 229L155 228ZM175 225V226H174ZM179 225V226H178ZM208 225V226H207ZM217 225V226H216ZM232 225V227H231ZM254 227L256 226V228H253V230H250L251 226ZM8 226V227H7ZM26 226H29L28 228H30L31 230L25 228ZM47 230H46V228ZM67 227V230H66V227ZM69 226V227H68ZM188 226V227H187ZM214 226V228H213ZM221 227V231L218 230V228L220 229ZM244 226V227H243ZM258 226V227H257ZM4 227V228H3ZM32 227V228H31ZM41 227V228H40ZM62 227V228H61ZM119 226H117L116 228L118 229ZM183 227V228H182ZM195 227V228H194ZM206 227V228H205ZM213 228V229H210ZM231 227V228H230ZM239 227V228H238ZM249 229V230H247ZM12 228V229H11ZM43 228V229H42ZM45 228V229H44ZM57 228V229H56ZM65 228V229H63ZM120 228V227H119ZM217 230H216V229ZM242 228V230H241ZM60 229V230H59ZM85 229V231H84ZM181 229V230H180ZM198 231H197V230ZM231 229V230H230ZM10 230V231H9ZM19 230L22 232H19ZM62 230V231H61ZM63 230L64 232L66 233H63ZM90 230V231H89ZM92 230V231H91ZM192 230V231H193ZM210 230V231H209ZM215 230V231H214ZM230 230V231H229ZM246 230V231H245ZM256 230V231H254ZM12 231H14V233L16 234H13ZM29 231V232H28ZM83 231V232H82ZM140 231V229L138 230ZM135 230V234L134 235H130L128 234L126 236L123 235L124 237V240H127L128 241V246L130 248H128L130 251V253L132 252V257H139V258H142L143 262H145L146 264H174L175 263V260H176V255H177V252H175L177 249L179 248H171V243L169 244H166L164 245V247L159 250L158 248H147L148 245H146V242L144 241H141L139 242V238H140V235H141V231L140 233ZM146 232H143L142 234L145 235ZM179 231V232H178ZM224 231V232H223ZM226 231V232H225ZM250 231H254V236L251 237L252 235V232L250 233ZM62 234H61V233ZM93 232V233H92ZM199 234H198V233ZM211 232V233H210ZM213 232H216V233H213ZM222 234H220V233ZM9 233V234H8ZM18 233H19V236L18 237ZM25 233H28L25 234ZM30 233V234H29ZM47 233V234H45ZM87 233V234H86ZM91 233V234H90ZM138 233V234H137ZM184 233V235H183ZM241 233V234H240ZM259 233V235H258ZM58 234V236H57ZM66 234V235H65ZM204 234V236H203ZM234 234V235H233ZM250 234V235H248ZM256 234V235H255ZM2 235V236H1ZM8 235V236H7ZM14 235H16V238H19V239H16L14 240V238H10L11 236L14 237ZM24 235L27 237L22 238L24 237ZM61 235V236H60ZM63 235V236H62ZM68 235V236H67ZM87 235V236H86ZM130 235V236H129ZM141 235V236H143ZM183 235V237H182ZM218 238H216V236ZM33 236V237H32ZM54 236V237H53ZM67 236V237H66ZM91 236V237H90ZM199 236V237H198ZM31 237V238H29ZM44 237V238H42ZM51 237V238H49ZM70 237V238H69ZM77 239H76V238ZM89 237V238H88ZM126 237V238H125ZM129 237V238H128ZM206 237H207V240H206ZM222 237V238H221ZM225 237V238H224ZM235 237V238H234ZM56 238V239H55ZM61 238V239H60ZM86 238V239H85ZM117 238V237H116ZM128 238V239H127ZM134 238V239H133ZM137 238V239H136ZM204 238V239H202ZM246 238V239H245ZM21 239V240H20ZM23 241L24 242H27V243H24V246L21 247L20 246V241ZM35 241H34V240ZM45 239V240H44ZM52 239H55V240H52ZM60 239V240H59ZM89 239V240H88ZM133 239V240H132ZM210 239V241H209ZM262 239V240H261ZM17 240H20V241H17ZM33 240V241H32ZM132 240V241H131ZM217 240V241H216ZM221 240V242H220ZM224 240H227L224 241L225 243H223ZM238 240V241H237ZM254 240V242H252ZM261 240V241H260ZM5 241V242H4ZM22 241V242H23ZM37 241V242H36ZM61 241V242H59ZM80 244H78V242ZM207 241V242H206ZM16 242V243H15ZM29 242V243H28ZM82 242V243H81ZM136 242V243H135ZM232 242V243H231ZM260 242V243H259ZM6 243V244H5ZM31 243V244H30ZM37 243V244H36ZM42 243V244H40ZM55 243V246L54 244ZM59 243V244H58ZM61 243V244H60ZM167 243V242H166ZM205 243V244H204ZM211 243V244H210ZM227 243V244H226ZM231 243V244H230ZM249 243V245H248ZM256 243V244H255ZM4 244V245H3ZM210 245V246H206V245ZM220 244V245H219ZM223 244V245H222ZM30 245V246H29ZM39 245V246H38ZM43 245V246H42ZM45 245V246H44ZM101 245V244H99ZM171 247H170V246ZM233 245V246H232ZM236 245V246H235ZM243 245V246H242ZM254 245V246H253ZM26 246V248H25ZM58 246V249L57 247ZM147 246V247H145ZM212 246V247H211ZM2 247V248H1ZM39 247V248H38ZM43 247V248H42ZM170 247V248H169ZM236 247V248H235ZM251 247V250H249ZM253 247V248H252ZM262 247V248H260ZM29 248V249H28ZM32 248V249H31ZM51 248V249H50ZM56 248V249H55ZM59 248L61 249V251L59 252ZM147 248V249H146ZM197 248V249H196ZM205 248V249H204ZM228 248V249H227ZM231 248V249H230ZM259 248V249H258ZM25 249V250H24ZM43 249V250H42ZM142 249V250H141ZM150 249V250H149ZM158 249V250H157ZM227 249V250H226ZM258 249V250H257ZM14 250V251H13ZM16 250V251H15ZM21 250V251H20ZM32 252H31V251ZM39 250L41 252H39ZM52 250H58L57 251V255L54 256V252H52ZM132 250V251H131ZM149 250V251H148ZM154 252H153V251ZM158 252H157V251ZM173 252H172V251ZM212 250V251H211ZM229 250V251H228ZM254 253H252L253 251ZM7 251V252H6ZM11 253H9V252ZM34 251H37V252H34ZM47 251V252H46ZM141 251V252H139ZM144 254H143V252ZM153 253H151V252ZM156 251V252H155ZM162 251H165V253H169L168 255L165 254V256L169 259H165L163 260L160 256L161 252ZM169 251V252H167ZM249 251H251V253H249ZM31 252V253H29ZM50 252V253H49ZM215 254H214V253ZM231 252V253H230ZM5 253V254H3ZM9 253V254H8ZM14 253V254H13ZM42 253V254H41ZM46 253V254H45ZM173 256H171V254ZM222 253V254H221ZM225 253V255H224ZM229 253V254H228ZM22 254V255H21ZM24 254V255H23ZM53 254V256H51ZM135 254V256H134ZM143 254V255H142ZM252 254V255H251ZM258 254V255H257ZM10 255V256H9ZM16 255V256H15ZM26 255H27V258H26ZM34 255L38 258H35ZM48 255V257H47ZM60 255V256H59ZM139 255V256H138ZM141 255V256H140ZM145 255V256H144ZM214 255V256H213ZM216 255V256H215ZM229 255V256H228ZM251 255V256H250ZM9 258H8V257ZM39 256V257H38ZM41 256H44V257H41ZM53 259V263H51L52 261L49 260V258ZM56 256H59L58 259H56L57 257ZM85 256V257H84ZM171 256V257H169ZM209 256V257H207ZM227 256V257H226ZM231 256V257H230ZM253 256V258H252ZM11 257V258H10ZM18 257V258H17ZM24 257V258H23ZM126 257V256H125ZM144 257V258H143ZM221 259H220V258ZM224 257V259H223ZM3 258V259H2ZM27 260H26V259ZM44 260H43V259ZM123 258V257H122ZM156 258V259H155ZM194 258V259H193ZM257 258V259H256ZM11 259V260H9ZM14 259V260H12ZM17 259H20L19 261ZM36 259V260H35ZM57 260V261H54ZM124 258V261L123 259L120 260L121 264H127L128 262H130L129 260L131 258ZM133 259V258H132ZM131 259V260H132ZM174 259V261H173ZM199 259V260H198ZM207 259V260H206ZM226 259V260H225ZM229 259V260H227ZM235 259V261H234ZM9 260V261H8ZM31 260V261H29ZM160 260V261H158ZM167 260V261H166ZM214 260V261H213ZM252 260V261H251ZM27 261V262H26ZM34 261V262H33ZM39 261V262H38ZM43 261V262H42ZM60 261V262H58ZM86 261V262H85ZM126 261V263H125ZM162 261V262H161ZM171 261V262H170ZM212 261V262H211ZM249 261V262H248ZM25 262V263H24ZM64 262V263H63ZM73 262V263H72ZM124 262V263H123ZM161 262V263H160ZM168 262V263H167ZM214 262V263H213ZM227 262V263H226ZM251 262V263H250ZM114 263H117V262H114ZM119 263V262H118ZM144 263V264H145ZM129 264V263H128ZM131 264V263H130Z\"/></svg>",
    "mask_w": 264,
    "mask_h": 264
}]
</instances>
